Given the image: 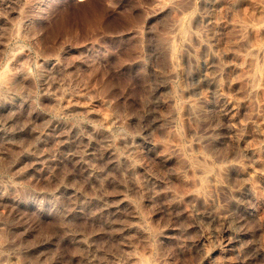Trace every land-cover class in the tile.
Listing matches in <instances>:
<instances>
[{
  "label": "rangeland",
  "instance_id": "1",
  "mask_svg": "<svg viewBox=\"0 0 264 264\" xmlns=\"http://www.w3.org/2000/svg\"><path fill=\"white\" fill-rule=\"evenodd\" d=\"M234 1L0 0V264H264V77L238 54L264 65V36L236 25L264 0Z\"/></svg>",
  "mask_w": 264,
  "mask_h": 264
},
{
  "label": "bare ground",
  "instance_id": "2",
  "mask_svg": "<svg viewBox=\"0 0 264 264\" xmlns=\"http://www.w3.org/2000/svg\"><path fill=\"white\" fill-rule=\"evenodd\" d=\"M236 1L243 2V1H245V0H236ZM233 2L235 3L234 0H233ZM251 2H252V1H251ZM236 4H237V3H236ZM240 4H241V3H240ZM242 4H243V3H242ZM250 4H251V3H250ZM233 5H234V8H236V7H235L236 5H235V4H233ZM243 5H244V4H243ZM246 5H249V2H248V4H247V2H246L245 6H246ZM238 6H239V5H238ZM240 6H242V5H240ZM240 6H239V7H240ZM245 6H243V7H245ZM251 6H252V5H251ZM246 7H247V6H246ZM248 7H249V16H250V14H251L252 11H253V12H254V11L257 12L258 9H259V8H258V9L255 10L256 7H252V10H251V12H250V9H251V8H250V6H248ZM248 7H247V9H248ZM241 8H242V7H241ZM253 8H254V9H253ZM260 8H262V6H261ZM239 9H240V8H239ZM247 9H246V10H247ZM262 9H263V8H262ZM262 9H261V12L264 14V9H263V10H262ZM233 10H234V9H233ZM237 11H239V10H237ZM234 12H235V10H234ZM256 12H255V13H256ZM261 12H259V13H261ZM246 13H247V12H246ZM259 13H257L256 15H258ZM262 13L258 15V17H257L258 19L260 18L259 16H261V19L263 18L262 16H264V15H262ZM233 14H234V13H233ZM247 14H248V13H247ZM252 14H253V13H252ZM252 14H251V15H252ZM254 17H255V16H254ZM254 17H253V18H254ZM234 18H235V16H234ZM250 18H252V16H251ZM250 18L248 17L249 20H251ZM236 19H237V15H236L235 20H236ZM255 19H256V17H255ZM261 19H260V20H261ZM235 20H234V21H235ZM238 21H239V22H240V21L242 22L243 20H239V19H238ZM252 21H255V20H251V21H250L251 24H252ZM262 21H264V18L262 19ZM239 22H237V23H239ZM258 22L260 23L259 20H258ZM258 22H257V23H258ZM220 23H221V22H220ZM243 23H244V22H243ZM253 23L255 24V22H253ZM215 24H216V23H215ZM215 24H214V25H215ZM223 24H224V23H223ZM223 24H222V25H223ZM234 24H235V23H234ZM245 24H247V22H246ZM254 24H253V27H251V28H250V26H249L250 24H247V25H244V24H236V25L239 27L238 30H240V32H239L238 30H236L235 33H238V32H239L237 36L239 37V35L242 34L241 37L243 38V36H244L245 34H247V31H245V30H246V29H247V30H248V29H249V30L251 29V31H252L253 33H252V32H248V35L252 33V34L255 35V37L258 36V37L261 38L262 36H264V34H263V33H264V25L261 23V26H256V25H255V26H256V27H255ZM177 25H178V24H177ZM179 25H180V24H179ZM212 25H213V24H212ZM229 25H230V24H229ZM180 26H182V24H181ZM184 26L186 27V25H184ZM184 26H183V28H184ZM223 26H224V25H223ZM251 26H252V25H251ZM178 27H179V26H178ZM215 27H216V26H215ZM229 27H230L231 30L236 28L235 25L232 26V27H231V26H229ZM229 27H228V28H229ZM233 27H234V28H233ZM19 28H20V27H19ZM219 28H221V27H219ZM224 28H225V27H224ZM15 29H17V28H15ZM177 29H178V28H177ZM180 29H181V28H180ZM187 29H188V28H187ZM230 29H229V30H230ZM183 30H184V29H183ZM185 30H186V29H185ZM229 30H227V33H228ZM242 30H244L246 33H244ZM237 31H238V32H237ZM241 31H242L243 33H241ZM15 32H16V30H15ZM179 32H180V31H179ZM231 32H234V30H232ZM240 33H241V34H240ZM243 34H244V35H243ZM252 34H251V35H252ZM251 35H250L249 37H246V36L244 37V39L247 38L245 42H249L250 39L253 40V39L255 38V37L253 38V35H252V38H250ZM261 35H262V36H261ZM230 37H231V36H230ZM230 37H229V38H230ZM234 38H235V39H234V40L232 39V41H230V42H233V41L238 42V41H239V40H238L239 38L237 39L238 41L236 40V35H235ZM248 38H249V41H248ZM240 39H241V38H240ZM244 39H243V40H244ZM243 40L241 39L239 42L242 43L241 41H243ZM254 40H255L254 42L257 43V41L260 40V39L258 38V39H254ZM262 41H263V39H261V41H258V45H259L260 42L262 43ZM5 42H6V41H5ZM251 42H252V41H251ZM251 42H250V43H251ZM243 43H244V42H243ZM246 44H247V43H246ZM248 44H249V43H248ZM248 44H247V45H248ZM237 45H238V43H237ZM247 45H246V46H247ZM249 45H250V44H249ZM251 45L253 46V43H252ZM254 45H255V44H254ZM256 45H257V44H256ZM256 45H255V46H256ZM262 45H263V44H262ZM234 46H235V45H234ZM240 46H241V44H240ZM240 46H238V47H240ZM246 46H245V47H246ZM235 47H237V46H235ZM245 47H244V48H245ZM247 47H248V46H247ZM247 47H246V48H247ZM261 47H262V46H261ZM240 48H242V47H240ZM250 48H252V50L250 49L251 51H248V52L245 53V54H240V53H238V52H236V54L238 53L240 59L243 61V64H241L242 67H243L244 63H245V65H248V67H246V68H249V70L251 69L250 66H251V67L254 66V70H255V71H253V74H251V76L248 75L247 77H249V80H250V81L255 82V83H254V85H255V84H256V81H257L256 76H257L258 74L260 75L261 78L264 77V65L261 66L260 63H259L260 66H258V65L256 64V63L258 62V60L255 58V54H259V55H260L261 52H260V53H258V52H257V53H254V52H256L255 50H257V49L259 48V46H258L257 49L255 48L254 50H253V47L250 46ZM238 49H239V48H238ZM248 49H249V47L246 49V51H247ZM263 49H264V48L262 47V53H263ZM236 50H237V49H236ZM240 50H242V49H240ZM240 50H239V51H240ZM242 51H244V50H242ZM242 51H241V53H242ZM253 51H254V52H253ZM244 52H245V51H244ZM253 53H254V54H253ZM262 56H263V55H261V57H262ZM237 57H238V56H237ZM15 58H16V57H15ZM262 58H263V57H262ZM262 58H261V59H262ZM259 59H260V56H259ZM256 60H257V61H256ZM262 60H264V59H262ZM262 60H260V61L262 62ZM242 61H239V62L242 63ZM255 61H256V63H255ZM260 61H259V62H260ZM263 63H264V62H263ZM263 63H262V64H263ZM245 65H244V66H245ZM7 68H8V67H7ZM7 68H6V69H7ZM238 68H239V67H238ZM246 68L243 67L242 70H243V69H246ZM6 69H5V71H2V72H3V73H4V72H7ZM252 69H253V68H252ZM252 69H251V70H252ZM249 70H248V72H250ZM238 71H239V70H238ZM238 71H237V72H238ZM240 71H241V68H240ZM243 72H244V71H243ZM245 72L247 73V70H245ZM245 72H244V73H245ZM244 73H242L243 76H244ZM240 74H241V72H240ZM242 74H241V75H242ZM0 75H2V74H0ZM6 75H7V74H6ZM9 75H10V74H9ZM241 75H240V76H241ZM246 75H247V74H246ZM246 75H245V76H246ZM5 77L7 78V76H3L2 79H4ZM9 77H10V76H9ZM6 78H5L4 80H6ZM7 79H8V78H7ZM244 79H245V78H244ZM255 79H256V80H255ZM263 79H264V78H263ZM249 80H246V81H248V84L250 83ZM258 80H259V79H258ZM1 82H2V81H1ZM3 82H4V81H3ZM5 82L7 83L8 81L6 80ZM253 82H252V83H253ZM260 82H261V80H260ZM260 82H259V83H260ZM9 83H11V80L9 81ZM244 83H245V82H244ZM252 83H250L249 85L251 86ZM257 84H258V83H257ZM0 85H1V83H0ZM2 85H3V84H2ZM243 85H244V84H243ZM243 85H242V86H243ZM249 85H248V86H249ZM263 85H264V83H263ZM3 86H4V88H5V85H3ZM6 86L8 87L7 84H6ZM9 86H10V85H9ZM250 86H249V88H251ZM245 87H246V85H245ZM263 87H264V86H263ZM243 88H244V87H243ZM0 89L3 90V88H1V87H0ZM247 89H248V88H247ZM254 89H255V88H254ZM257 89H258V88H257ZM257 89H256V90H257ZM260 89H261V88H260ZM263 89H264V88H263ZM2 90H0V91H2ZM248 90H249V89H248ZM248 90H247V91H248ZM261 90H262V89H261ZM262 91H263V90H262ZM253 92H255V91H252V93H253ZM259 92H260V91H259ZM263 92H264V91H263ZM250 93H251V92H250ZM256 93H257V92H256ZM262 94H263V96H264V93H262ZM257 95H258V94H257ZM259 95H260V93H259ZM3 97H4V96H3ZM3 97H1V99H2ZM5 98H6V97H5ZM2 101H3V99H2ZM182 104H183V103H182ZM7 105H8V104H7ZM263 105H264V104H263ZM180 106H181V108L184 107V106H182V105H180ZM180 106H179V107H180ZM181 108H180V109H181ZM263 109H264V108H263ZM182 110H183V108H182ZM182 110H181V111H182ZM184 110H185V109H184ZM184 110H183V112H184ZM90 111H91V110H90ZM176 111H177V110H176ZM176 111H175V112H176ZM178 111H179V110H178ZM262 112H264V110H263V111L261 110L260 113H262ZM176 113H177V112H176ZM179 113H180V112H179ZM254 113H255V112H254ZM260 113H259V111H258L257 115L255 114L256 116H255V118H254L255 120L258 121V123H261V122H260L261 119H262V121L264 120V115H262V114H260ZM182 114H183V113H182ZM263 114H264V113H263ZM175 115H176V114H175ZM172 116H173V115H172ZM172 116H171V117H172ZM253 116H254V115H253ZM179 119H180V118H179ZM255 120H253V121L255 122ZM253 121H252V123H253ZM257 121H256V122H257ZM256 124H257V123H256ZM257 125H258V124H257ZM260 125H262V124H260ZM263 126H264V123H263ZM174 134H175V133H174ZM163 144H164V143H163ZM166 146H167V145H166ZM174 146H175V145H174ZM162 147H163V146H162ZM163 148H164V147H163ZM166 148H167V147H166ZM263 148H264V147H263ZM164 149H165V148H164ZM167 149H169V147H168ZM188 150H189V149H188ZM191 150H192V149H191ZM176 151H178V149H177ZM182 151H183V150H182ZM182 151L180 150V153H181ZM189 151H190V150H189ZM171 152H172V151H171ZM225 152H226V151H225ZM174 153H175V152H174ZM178 153H179V152H178ZM180 153H179V156L181 155ZM25 154H26V153H25ZM182 154H183V152H182ZM263 154H264V153H263ZM171 155H172V154H171ZM193 155H195V154H193ZM167 156H168V155H167ZM185 156H186V154H185ZM187 157H188V156H187ZM187 157H186V158H187ZM191 157H192V156H191ZM193 157H194V160H195L196 157H195V156H193ZM193 157H192V158H193ZM197 157H198V156H197ZM200 157H201V156H200ZM177 158H178V160H179V157H177ZM181 158H182V156L180 157V161H181ZM198 158H199V157H198ZM198 158H197V160H198ZM189 159H190V158H189ZM182 160H183V161H181V162H183V164L186 163V161H187V159L185 160L184 155H183ZM184 160H185V162H184ZM197 160H196V162H193V161H190V160H189V161H187V164H188L190 167H192V165H195V167L197 166L196 168H198V170H199V169L201 170V173H203V174H201V177H202V178H200V179H201V182H202L201 184H203V186L206 188V187L209 185V183H211V182H209V180L211 179L210 176H212V173H210V171H211V167H210L211 164L209 165L208 163L198 162ZM199 160H200V159H199ZM261 160H262V159H261ZM206 161H207V160H206ZM206 161H204V162H206ZM256 161H257V160H256ZM175 162H176V161H175ZM209 162H210V161H209ZM178 163H179V162H178ZM181 165H182V164H181ZM212 165H213V164H212ZM182 166H183V165H182ZM184 167H185V166H184ZM186 167H187V166H186ZM212 168H214V166H213ZM261 168H262V167H261ZM178 169H179V168H178ZM191 169H192V168H191ZM193 170H194V169H193ZM263 170H264V169H263ZM213 172H214V170H213ZM193 173H194V171H193ZM198 173H199V172H198ZM249 173H250V172H249ZM184 174H185V173H184ZM194 175H195V173H194ZM194 175H193V177H194ZM245 175H246V174H245ZM248 175H249V174H248ZM186 176H187V175H186ZM213 176H214V174H213ZM182 177H183V176H182ZM189 177H190V176H189ZM193 177H192V178H193ZM199 177H200V176H199ZM179 178H180V177H179ZM195 178H196V176L194 177V179H195ZM212 178H213V177H212ZM184 179L186 180L187 177H184ZM184 179H183V180H184ZM194 179H193V180H194ZM196 179L198 180L199 178L197 177ZM200 179H199V180H200ZM197 180H196V182H197ZM213 180H214V179H213ZM191 181H192V179H191ZM211 181H212V180H211ZM188 182H190V178H189ZM193 182H194V181H193ZM208 182H209V183H208ZM213 182H215V181H213ZM191 183H192V182H191ZM191 183H189V184H191ZM206 185H207V186H206ZM211 186L213 187V185H211ZM211 186H208L207 188L210 187V190H211V189H212ZM207 188H206V190H208ZM190 189H191V188H190ZM196 190H197V189H196ZM203 190H204V189H203ZM210 190H209V191H210ZM193 191H194V190H193ZM201 192H202V191H201ZM204 193L207 194V193H209V192H208V191H207V192L205 191ZM204 193H203L202 195H204ZM195 195H196V194H195ZM202 197H203V196H202ZM200 198H201V197H200ZM207 198H208V197H207ZM137 202H138V201H137ZM140 205H141V204H140ZM132 207H133V206H132ZM131 256H132V255H131ZM140 258L142 259L143 257H139V259H140ZM141 259H140V260H141ZM143 259H144V258H143ZM130 260H131V259H130ZM134 260H135V259H134ZM137 260H138V259H137ZM131 261H132V260H131ZM138 261H139V260H138ZM20 262H21V261H20ZM135 262H136V261H135ZM140 262H141V264H142V263L144 264L145 261L143 262V260H141ZM131 264H132V263H131ZM135 264H136V263H135ZM137 264H138V262H137Z\"/></svg>",
  "mask_w": 264,
  "mask_h": 264
}]
</instances>
